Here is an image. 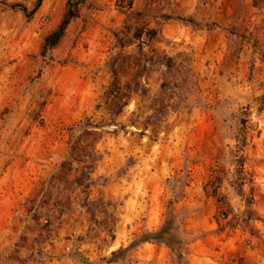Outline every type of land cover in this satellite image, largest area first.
<instances>
[{"label":"rangeland","instance_id":"rangeland-1","mask_svg":"<svg viewBox=\"0 0 264 264\" xmlns=\"http://www.w3.org/2000/svg\"><path fill=\"white\" fill-rule=\"evenodd\" d=\"M35 1L0 0V264H105L170 202L180 244L112 264H264V0H71L45 52Z\"/></svg>","mask_w":264,"mask_h":264},{"label":"trees","instance_id":"trees-1","mask_svg":"<svg viewBox=\"0 0 264 264\" xmlns=\"http://www.w3.org/2000/svg\"><path fill=\"white\" fill-rule=\"evenodd\" d=\"M67 2L68 9L66 11L65 17L63 18V21L58 27V29L47 38L44 44V52L57 43V41L63 34L65 27L69 23L72 16L75 14V10L71 3V0H68ZM41 3L42 0H36L32 9H28L25 5L22 4H11L9 5V7L13 10L20 11L26 18L31 19L35 12L38 10V8L41 6ZM168 19L172 18L168 17ZM177 20L190 21L191 19L177 18ZM115 86V82L112 83L109 92H111L112 89L115 88ZM151 242L163 244L170 249H175L180 244V240L175 233L174 217L171 202L167 206L165 219L158 229L141 233L133 241H131L127 247L119 248L111 252L109 258L103 259V262L105 264L116 263L122 260L129 251L137 248L141 244ZM82 262L84 264H90L86 259H84V261Z\"/></svg>","mask_w":264,"mask_h":264}]
</instances>
